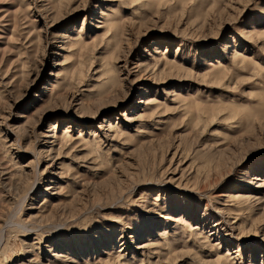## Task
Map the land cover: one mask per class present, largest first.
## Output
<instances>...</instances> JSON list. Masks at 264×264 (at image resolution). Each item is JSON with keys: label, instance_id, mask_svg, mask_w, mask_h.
Here are the masks:
<instances>
[{"label": "rangeland", "instance_id": "rangeland-1", "mask_svg": "<svg viewBox=\"0 0 264 264\" xmlns=\"http://www.w3.org/2000/svg\"><path fill=\"white\" fill-rule=\"evenodd\" d=\"M0 264H264V0H0Z\"/></svg>", "mask_w": 264, "mask_h": 264}, {"label": "bare ground", "instance_id": "bare-ground-1", "mask_svg": "<svg viewBox=\"0 0 264 264\" xmlns=\"http://www.w3.org/2000/svg\"><path fill=\"white\" fill-rule=\"evenodd\" d=\"M4 228V227H3ZM3 228H2V230H3ZM35 260V259H34ZM32 261V260H31ZM62 261V260H61Z\"/></svg>", "mask_w": 264, "mask_h": 264}]
</instances>
